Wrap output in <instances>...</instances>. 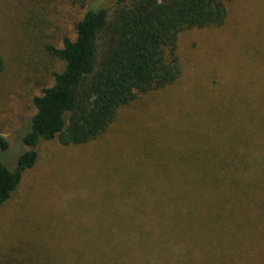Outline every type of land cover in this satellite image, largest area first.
<instances>
[{
	"label": "rangeland",
	"instance_id": "obj_1",
	"mask_svg": "<svg viewBox=\"0 0 264 264\" xmlns=\"http://www.w3.org/2000/svg\"><path fill=\"white\" fill-rule=\"evenodd\" d=\"M111 1L0 0L9 167L24 149L32 96L61 67L45 45L74 38L85 10ZM226 8L222 25L179 32L175 83L119 107L93 140L37 145L0 207V254L35 246L47 264H264V0ZM214 176L238 182L231 196L211 188ZM192 179L205 182L189 190Z\"/></svg>",
	"mask_w": 264,
	"mask_h": 264
},
{
	"label": "trees",
	"instance_id": "obj_2",
	"mask_svg": "<svg viewBox=\"0 0 264 264\" xmlns=\"http://www.w3.org/2000/svg\"><path fill=\"white\" fill-rule=\"evenodd\" d=\"M227 1L231 0H112L88 7L75 23L74 38L64 35L61 46L46 44V53L59 59L61 67L51 71L53 81L31 98L34 111L21 135L24 149L15 165L9 167L0 159V207L24 171L35 164L42 140L55 138L62 145L93 140L108 128L119 107L175 83L182 71L179 32L222 25ZM2 67L0 55V71ZM218 108L213 106L212 113ZM7 147L0 134V150ZM233 158L236 164L242 162L239 155ZM243 165L247 167L245 159ZM203 182L192 179L189 190ZM236 183L214 176L211 188L225 186L229 197ZM214 203L221 206L223 201ZM32 250L23 257L1 253L0 264H47L37 257L35 246Z\"/></svg>",
	"mask_w": 264,
	"mask_h": 264
}]
</instances>
